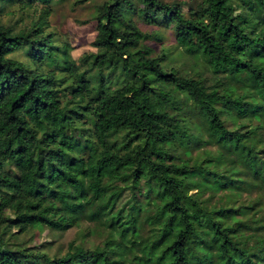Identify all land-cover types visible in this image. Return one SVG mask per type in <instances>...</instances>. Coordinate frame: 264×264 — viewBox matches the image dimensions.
Masks as SVG:
<instances>
[{"label":"trees","instance_id":"16d2710c","mask_svg":"<svg viewBox=\"0 0 264 264\" xmlns=\"http://www.w3.org/2000/svg\"><path fill=\"white\" fill-rule=\"evenodd\" d=\"M235 1L200 0L185 16L168 1L138 0L146 21L155 13L168 15L178 45L223 73L209 87L164 67L161 55L141 45L145 34L124 14L134 9L130 0L99 3L92 41L97 50L79 62L65 48L62 59L55 55L59 47L45 31L50 0H0L42 5L28 28L0 23V226L10 228L0 234V264H264V221L254 224L259 211V219L264 216L260 195L235 207L202 194L208 177L214 189L226 187L235 162L253 169L264 187V27L256 28L264 20L253 23L247 11L236 13ZM241 1L264 13V0ZM20 49L28 62L13 55ZM88 64L92 75L80 71ZM115 71L123 80L104 89L102 74ZM224 79L250 86L253 99L227 93ZM186 104L199 110L207 142L221 152L224 167L210 165L207 153L192 157L186 150L184 157L177 150L188 136L181 114ZM223 112L238 114L235 126ZM233 179L238 188L245 184L242 175ZM141 189L153 194L152 212L143 214L147 237L140 234ZM125 190L127 201L119 204ZM90 209L107 230L91 247L75 244L49 256L13 238L33 227L66 229ZM202 226L210 234L206 245Z\"/></svg>","mask_w":264,"mask_h":264},{"label":"rangeland","instance_id":"374dc122","mask_svg":"<svg viewBox=\"0 0 264 264\" xmlns=\"http://www.w3.org/2000/svg\"><path fill=\"white\" fill-rule=\"evenodd\" d=\"M74 1L76 0H50L51 13L48 17L49 26L45 28V31L51 32L53 41L59 47L55 51L57 59H62V51L65 48L69 53L70 58L79 62L86 52H95L97 50L92 44L96 34V21L94 16L97 11V6L102 0H87L83 3H77L76 5L74 4ZM164 1L177 5L185 16H189L196 11L200 4V0ZM130 2L134 5V9L124 11L126 18L132 20L145 34L144 37L141 38V45L149 47L154 56L161 55V63L164 67L174 68L179 73L197 77L206 85H209V87H213L215 81L223 76V73L220 71H212L210 67L206 65L200 54L188 53L178 45L175 40L174 23L170 20L168 15L162 12L155 13L152 15L151 22H148L143 18L142 14L139 13L138 8L140 5L138 4V0H130ZM241 3V0L235 1L236 13L239 11L245 13V11H247L252 18L253 23H256L255 21L257 20H264V13L253 9H247L246 7H243ZM32 4V6H24L21 2L12 4H3L0 2V23L11 25L14 30L28 28L31 26L32 21L37 19L38 13L42 8L41 3L33 2ZM263 27L264 23H257V30L262 29ZM13 55L28 62L24 49L15 51ZM261 62L264 66V56L261 58ZM84 70L87 71V75L95 73V68L92 64L81 67L80 71L83 72ZM102 77H104V89L107 90L113 89L117 86L119 80H123V76L120 75V78L117 77L116 71L104 72ZM224 80V86H229L226 88L227 93L235 95L236 93L241 92L245 93L246 98L253 99L255 93L254 90H252L250 86L244 84V82L235 80L231 81L228 79ZM216 87L217 89H220L219 86ZM198 111L197 108L190 106L189 104H186V106L183 107L181 114L185 118L184 124L187 126L188 136L185 137V143L179 145L177 150L184 157L186 156V150L192 157L201 156L204 153H207L211 160L210 165L224 167V165H227V162L221 164V160L224 158L220 156L221 152L217 151V148H215L214 145L207 142L208 135L205 130V123ZM246 111H250V108L246 109ZM223 114L227 117L228 126H235V120H239V118H237V113L234 118H232L233 116L227 112H223ZM260 115L264 118V112L260 113ZM262 137L264 139V135ZM254 140L257 141L258 138L255 137ZM258 143L260 144V142ZM208 148L211 149L206 151ZM229 155L232 156L233 154L230 152ZM234 166H236L237 172L228 170V174L231 178L226 187L214 189V183L212 179L208 177L206 182H203L205 190L202 194L205 197H210V202H214L217 197H222L224 205L235 207H238L240 206L239 204L245 202H251L254 195H260L258 211L260 207L264 208V187L260 186L259 179H256L257 183L255 182L253 169L247 167L249 169L247 170L242 166L241 162H235ZM239 169H241L240 172H238ZM237 175H242L245 179V184L240 182L239 188L236 180H232V178ZM249 186L251 187L250 189L248 188ZM129 193V190H125L119 197L118 203L123 204L127 201ZM137 198L140 200L142 204L141 207L143 208L139 216V221L141 223L140 234L142 237H147L150 234V230L143 214L152 212V209H148L150 206L148 203L149 200H153V194L150 192V196H146L143 189H141L139 197ZM252 211V208H246L245 212L250 214ZM260 212L261 211L257 214L258 220L255 221V223L253 221L255 225H259L261 220L264 221V216L259 219ZM222 213L224 214L225 222H229L231 220L230 213L226 211H223ZM91 215L92 209L88 210V215L82 214L73 225L63 230L50 229L48 227H33L29 231L18 234L17 237L13 238H15L16 242L33 250H41L49 256L62 255L69 247H72L75 244L91 247L100 243L107 233L104 225L102 223L99 224L96 219L91 217ZM245 215L246 214H242V217L244 218ZM235 216L241 218L240 214ZM9 230L10 228L6 225L0 226V234L7 233ZM199 230L202 244L206 245L211 241L210 234L203 226L200 227ZM261 232H264V227ZM256 233L260 232L257 230ZM245 235L248 236V240L253 237L246 233ZM252 241L253 240L249 242ZM132 250L136 251V247H133Z\"/></svg>","mask_w":264,"mask_h":264}]
</instances>
